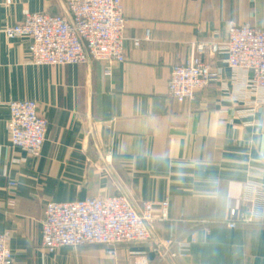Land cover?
Masks as SVG:
<instances>
[{
  "label": "crops",
  "instance_id": "obj_1",
  "mask_svg": "<svg viewBox=\"0 0 264 264\" xmlns=\"http://www.w3.org/2000/svg\"><path fill=\"white\" fill-rule=\"evenodd\" d=\"M125 62L35 66L27 37L3 30L29 13L68 14L64 0H0V235L10 234L14 264L151 263L147 243L109 248L43 247L48 203L125 195L136 206L169 202L159 225L193 242L190 256L163 264H264V224L225 225L243 209L248 183L264 184V104L249 100L244 73L226 56L219 82L180 104L171 70L200 42L224 44L232 25L264 27V0H121ZM147 33L149 38L147 39ZM140 41L136 46V41ZM35 101L47 121L41 155L9 142V103ZM208 224L201 225L200 222Z\"/></svg>",
  "mask_w": 264,
  "mask_h": 264
},
{
  "label": "built area",
  "instance_id": "obj_2",
  "mask_svg": "<svg viewBox=\"0 0 264 264\" xmlns=\"http://www.w3.org/2000/svg\"><path fill=\"white\" fill-rule=\"evenodd\" d=\"M68 14L29 13L22 23L3 30L8 40H31L29 56L35 66L85 65L90 60L103 63L111 75L115 63L125 62L126 19L121 0H64ZM147 39L149 33H147ZM140 41L135 45L139 46ZM225 55L227 66L244 73L245 95L264 104V27L232 25L224 44L200 42L190 59L171 70L169 95L177 103L193 102L199 91L221 81L224 70L214 60ZM11 147L32 157L41 155L47 135V121L40 116L35 101H12L8 105ZM169 202L145 201L134 205L125 195L90 198L72 203H48L42 222L44 249L53 254L59 248L85 246L109 248L116 255L120 245L147 243L157 263L184 260L193 242L172 231L160 237L159 225L169 222ZM200 222L201 225L208 224ZM225 225L264 224V184L248 183L243 209H229ZM0 264H14L9 234L0 235ZM134 264H151L145 254H137Z\"/></svg>",
  "mask_w": 264,
  "mask_h": 264
},
{
  "label": "rangeland",
  "instance_id": "obj_3",
  "mask_svg": "<svg viewBox=\"0 0 264 264\" xmlns=\"http://www.w3.org/2000/svg\"><path fill=\"white\" fill-rule=\"evenodd\" d=\"M9 234V233H8ZM159 235H160V237H166V232L165 231H163V230H161L160 228H159ZM167 237H168V235H167ZM9 239H10V234H9ZM122 246H125V245H122ZM85 247H99V248H105V247H102V246H85ZM80 248H82V247H80ZM79 248H77V250H78ZM192 250V249H191ZM109 255V254H108ZM165 262H173V261H165ZM165 262H162V263H159V264H163V263H165ZM151 264H158L157 263V260H154V263H151Z\"/></svg>",
  "mask_w": 264,
  "mask_h": 264
}]
</instances>
